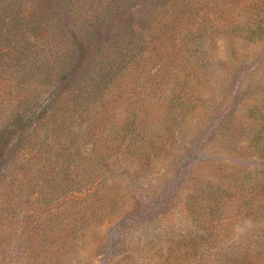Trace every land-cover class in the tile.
Returning <instances> with one entry per match:
<instances>
[{
  "label": "rangeland",
  "instance_id": "rangeland-1",
  "mask_svg": "<svg viewBox=\"0 0 264 264\" xmlns=\"http://www.w3.org/2000/svg\"><path fill=\"white\" fill-rule=\"evenodd\" d=\"M72 1L89 29L98 0ZM129 11L67 79L0 80V120L28 105L0 157V264H264V0Z\"/></svg>",
  "mask_w": 264,
  "mask_h": 264
},
{
  "label": "trees",
  "instance_id": "trees-1",
  "mask_svg": "<svg viewBox=\"0 0 264 264\" xmlns=\"http://www.w3.org/2000/svg\"><path fill=\"white\" fill-rule=\"evenodd\" d=\"M64 1L71 6L75 5L72 0ZM62 2L63 0H0V35L6 37L11 45L10 48L7 46L11 53L6 62L10 70H7L8 74L5 76L0 74V80L14 81L11 82L14 86H20L29 74L32 76L37 73L44 74L50 84L56 79H67L76 63L84 60L91 49L97 51L104 45L106 32L103 31L107 22L123 17L132 11H129L130 6H135L138 2L156 6L162 5L165 0H107L103 9H99L98 5H102L103 2L98 0L89 29L83 27L75 29L74 24L67 22L65 15L71 7L63 9ZM56 7L60 9L56 10ZM52 17L57 18L55 24L60 33L64 34L65 28L73 25L71 41L69 44L66 41L64 47L61 42L44 41L47 35L44 32H47L46 26ZM68 67L70 70H67ZM41 93L38 91V94L30 95L24 101L37 100ZM27 106L10 110L0 120V157L5 156L9 147L13 145V142L8 141L10 137L17 134L18 138H21L23 112ZM37 114H40V111H37Z\"/></svg>",
  "mask_w": 264,
  "mask_h": 264
}]
</instances>
